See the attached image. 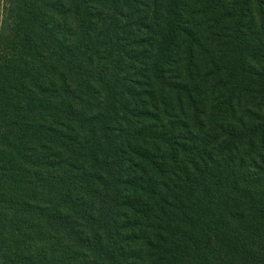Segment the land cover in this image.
<instances>
[{
  "label": "trees",
  "instance_id": "16d2710c",
  "mask_svg": "<svg viewBox=\"0 0 264 264\" xmlns=\"http://www.w3.org/2000/svg\"><path fill=\"white\" fill-rule=\"evenodd\" d=\"M0 264H264V0H0Z\"/></svg>",
  "mask_w": 264,
  "mask_h": 264
}]
</instances>
